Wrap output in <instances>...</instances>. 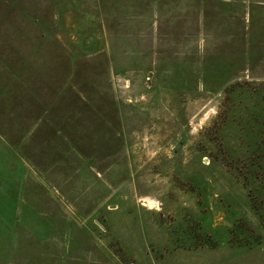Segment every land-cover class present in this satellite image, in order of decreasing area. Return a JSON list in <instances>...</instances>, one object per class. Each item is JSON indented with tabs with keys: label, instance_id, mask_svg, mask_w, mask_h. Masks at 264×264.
<instances>
[{
	"label": "rangeland",
	"instance_id": "374dc122",
	"mask_svg": "<svg viewBox=\"0 0 264 264\" xmlns=\"http://www.w3.org/2000/svg\"><path fill=\"white\" fill-rule=\"evenodd\" d=\"M0 264H264V0H0Z\"/></svg>",
	"mask_w": 264,
	"mask_h": 264
}]
</instances>
